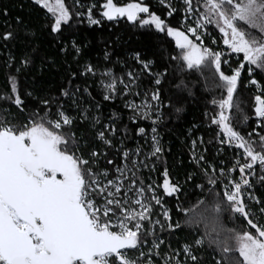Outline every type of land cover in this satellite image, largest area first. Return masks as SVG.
<instances>
[{"label":"snow or ice","instance_id":"obj_1","mask_svg":"<svg viewBox=\"0 0 264 264\" xmlns=\"http://www.w3.org/2000/svg\"><path fill=\"white\" fill-rule=\"evenodd\" d=\"M158 2L168 17L181 14L179 27L167 23L142 0H92L86 8L80 5L84 10L77 12L65 0H30L43 10L39 28L29 27L17 17L15 23L23 27L13 30L5 25L0 30L6 66L18 64L17 72L37 60L41 68L55 64L41 53V37L79 64L81 46L72 40L69 48L65 36L77 20L99 27L103 21L125 19L133 27L154 33L156 39L170 38L179 50L170 55L160 48L150 57L136 51L134 64L129 65L114 61V50H108L111 42L105 41L103 68L85 61L56 97L26 93L34 101L32 105L22 98L16 76L8 77L9 90L0 93V264H205L204 249L223 257L216 264H264V200L253 194L256 185L251 179L264 187V0H181L178 7L169 0ZM75 3L79 5V0ZM2 15L7 17V11ZM210 30L218 31L224 51L203 45L204 34ZM21 43L28 50L17 61L12 49ZM157 56L175 62L177 68L214 69L209 83L221 95L209 101L205 120L215 126L219 144L236 149L234 162L217 168L197 153V141L202 144V138L190 140V157L201 176L193 187L205 198L187 208L181 199L187 191L167 167L161 168L158 179L152 175L164 153L156 125L164 116L162 110L173 105L164 93L171 75L169 65H158ZM232 56L238 59L230 63ZM117 63L122 67L120 76L108 67ZM80 77L86 78L85 86L73 87ZM88 77L93 84L99 79L97 95L102 101L123 99L132 112V122L151 120L147 151L119 148V163L111 158V150L122 143L117 139L121 131L118 117L113 112L107 122L101 119V103L90 91ZM171 86L177 93L192 95L183 78ZM249 86L258 93L251 108L255 127L244 132L233 121L249 122L238 99L239 89ZM175 110L179 113L183 108ZM145 132L144 127L136 130L140 137ZM195 175L186 174L184 184ZM165 198L176 202L174 211L182 214V222L164 208ZM225 214L232 222L240 217V227L225 226ZM185 227L192 230L191 243L182 244L179 251L170 245L168 251H162L164 240L159 233L171 235Z\"/></svg>","mask_w":264,"mask_h":264},{"label":"trees","instance_id":"obj_2","mask_svg":"<svg viewBox=\"0 0 264 264\" xmlns=\"http://www.w3.org/2000/svg\"><path fill=\"white\" fill-rule=\"evenodd\" d=\"M119 3L135 2V0H118ZM142 2L150 6L151 10L160 15L166 20L167 23L174 27L180 26L181 14L176 13L172 17L166 15L164 7L158 2V0H142ZM169 2L178 7L181 0H169ZM66 6L73 12L83 11L80 7L83 5L86 8L92 3V0H79V5L75 3V0H65ZM7 11V17L2 13ZM19 17L24 24L29 27L39 28L43 19V10H38L31 3L30 0H0V30L5 25H11L13 30H16L23 25L18 26L15 21ZM196 19V17H195ZM194 19V20H195ZM193 20V19H192ZM39 36V31L37 32ZM69 39L66 41L69 48H71V41L75 40L80 44L82 49V55L78 57L79 64L76 60L68 57L65 53H58L57 47L51 45L47 38L41 37L44 43L40 44L41 53L48 56L50 59L55 60V64L51 67L41 68L39 60L34 65H30L28 68H22L17 72L16 68L20 67L18 64L13 63L11 67L6 66L7 53L0 50V93H6L8 89V77L15 75L17 78L18 88L22 98L26 100L29 105L34 104V101L26 96V93L32 92L34 96L39 97H56L61 87H68V78L72 72L80 70L81 65L85 61H91L93 65L97 63L103 68V51L105 50V41L111 42L109 51L114 50L113 60L126 61L127 64L133 65L132 55L134 52L139 51L144 56L156 55L160 48L166 49L168 54H175L179 51L174 48V42H170V38L161 36L160 39H156L155 34L149 32L147 29H140L138 26L133 27L125 19H121L116 22L103 21L102 24L89 27L86 22L75 21L72 28L65 33ZM203 40L206 46H211L217 51H224V45L220 39V35L216 30H210L204 34ZM216 40V43L212 41ZM32 43H39V41H33ZM28 49L25 44H18L17 47L12 49V54L18 61ZM238 57L232 56L230 63H233ZM168 63V71L171 74L168 81H165L164 93L165 97H171L173 105L163 109L164 116L158 122V132L161 136V145L163 146L164 153L161 157V161L157 166V177L162 167H167L174 179H179L183 184V187L187 191V195L182 194V202L185 208L196 205L197 199H204V195L198 193V190L194 189L195 183L201 182V176L199 169L190 161L191 139L201 137L203 143L197 141V153L203 154L208 164H211L217 168L228 167L234 162V156L236 149H229L226 145H220L218 143L219 136L214 131L215 126L210 125L205 120V113L211 108L209 101L213 96L219 98L221 95L220 90H211L209 80L214 72L211 67L204 68L203 71H198L195 68L188 69L186 67L177 68L175 62H169L167 59L161 61L157 56V64ZM113 72L120 76L122 74L121 64L108 65ZM128 68H123V71H128ZM225 70L227 67L225 66ZM183 78L188 84L192 95L188 96L187 92L177 93L175 88L171 85L175 83L176 79ZM85 77H80L73 82V87L79 86L83 88L85 86ZM257 79H260L257 77ZM88 84L90 85V91L93 96L101 103V110L98 113L104 122H107V118L116 113L117 125L121 128V131L117 137L122 143H118L116 148L111 150V158L119 163L120 156L117 154L119 148H124L129 151L135 150L137 147L142 148L144 151L148 150L147 140L144 137L137 136L136 130L139 127H145L147 133L150 130V125L139 120L132 122L129 117L132 116V112L125 108L122 98H117L114 101L104 102L97 95L99 88V79L97 78V84L92 83V78L88 77ZM253 86L241 87L239 89L238 99L241 101V107L250 116L247 124H236L238 129H242L244 132L251 131L252 127H255L251 118V108L253 105V97L256 95ZM128 99H133L129 97ZM180 103H176L177 100ZM139 101L138 99L136 100ZM2 103V102H0ZM12 107V111L15 112V107ZM177 107H182L181 112H176ZM18 118L19 117L18 115ZM155 119V116H153ZM193 124L196 125L193 128ZM259 131V129H258ZM126 137V138H125ZM149 143V142H148ZM242 151V150H241ZM223 162V163H221ZM104 161H101L103 164ZM203 163V162H202ZM110 167V166H108ZM195 172L194 179L187 184H184V177L188 173ZM235 173L234 175H236ZM257 171V175H258ZM159 178V177H158ZM252 182L256 187L252 190L253 194L258 196L261 200H264V187H261L256 178H252ZM247 200V196H245ZM175 201L171 198H166V204L173 212V219L180 220L182 222V214L175 213L174 205ZM250 206L249 200H247ZM252 204L250 207H253ZM157 213L159 210L157 208ZM225 226L228 227H240L241 218L237 217L235 222H232L227 214L223 217ZM264 223V220L261 221ZM253 231V230H252ZM193 233L190 228H183L177 230L175 233L167 234L166 239L169 244L174 248H180L184 243H191L193 239ZM165 248V247H163ZM205 264H216V260H223V257L211 249H204L201 252Z\"/></svg>","mask_w":264,"mask_h":264},{"label":"built area","instance_id":"obj_3","mask_svg":"<svg viewBox=\"0 0 264 264\" xmlns=\"http://www.w3.org/2000/svg\"><path fill=\"white\" fill-rule=\"evenodd\" d=\"M191 19H195V16H193ZM206 34V33H205ZM203 45L205 46V47H209L210 49H212V50H216V49H213L211 46H206V44H205V41L203 40ZM217 51V50H216ZM137 102V101H136ZM137 103H139V101L137 102ZM153 116H155L154 114L152 115V119H154L153 118ZM139 120H141V121H143V122H145L147 125H150L151 127H150V130H149V132L147 133V130H146V132H145V137H147V139H145V140H147L148 142H147V144H150L151 143V135H152V132H151V128L153 127V125H152V122H151V120H149V119H137L135 122H137V121H139ZM156 127H157V125H156ZM145 128V127H144ZM146 129V128H145ZM157 130H158V127H157ZM144 137V138H145ZM158 139H159V141L161 142V136L159 135V132H158ZM219 140V139H218ZM221 145V144H220ZM234 148V147H233ZM190 161L193 163V161L191 160V157H190ZM194 164V163H193ZM195 165V164H194ZM110 167H112V166H110ZM235 174V172L233 173V175ZM148 175V173L147 172H145V176H147ZM154 177H156L157 179H158V177H157V172L156 173H153L152 174ZM252 179V178H251ZM255 195V194H254ZM246 196H247V194H246ZM249 203H250V206L253 204V202L251 201V200H249ZM164 208L165 209H168V210H170L171 211V209L169 208V206L166 204V198H165V203H164ZM158 210H159V212L161 211V209H159L158 208ZM256 216L257 217H259V213L257 212L256 213ZM167 234H169L167 231H164V232H160L159 233V235L163 238V240H164V244L161 246V249H162V251H164V252H166V251H168L169 250V242L167 241V239H166V236H167ZM151 240V238H149V241ZM171 246V245H170ZM163 247H165V248H163ZM171 249H174L172 246H171ZM174 250H176V251H179L180 250V248H177V249H174Z\"/></svg>","mask_w":264,"mask_h":264},{"label":"water","instance_id":"obj_4","mask_svg":"<svg viewBox=\"0 0 264 264\" xmlns=\"http://www.w3.org/2000/svg\"><path fill=\"white\" fill-rule=\"evenodd\" d=\"M254 231V230H253Z\"/></svg>","mask_w":264,"mask_h":264}]
</instances>
